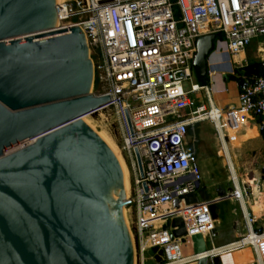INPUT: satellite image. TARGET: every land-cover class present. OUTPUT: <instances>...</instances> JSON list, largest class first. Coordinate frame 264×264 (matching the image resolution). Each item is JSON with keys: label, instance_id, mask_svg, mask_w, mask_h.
<instances>
[{"label": "built area", "instance_id": "2783aa9c", "mask_svg": "<svg viewBox=\"0 0 264 264\" xmlns=\"http://www.w3.org/2000/svg\"><path fill=\"white\" fill-rule=\"evenodd\" d=\"M56 7L59 23L55 29L78 26L86 37L93 62L92 94L109 97L88 115L106 122L128 170L125 208L134 264H144V254L154 247L157 251L148 255L157 264H198L203 255L183 257L182 244L201 235L206 245L219 223L212 204L205 206L207 201L196 199L201 176L196 156L187 152V134L191 126L209 122L218 135L216 121L222 120L226 109L213 99L209 61L204 85L198 81L184 90L183 82L192 78L199 36L214 34L212 53L231 57L244 52L253 40L264 38V0H62ZM259 64L261 75H234L247 65L244 60L234 61L230 74L236 78V110L256 119L264 150V57ZM200 93L208 106L190 98ZM108 111L114 116L110 123ZM225 141L228 144L230 139L225 137ZM255 181L264 189V162L258 166ZM239 188L247 200L240 183ZM191 194L195 200L188 204ZM234 199L240 204L238 197ZM240 209L246 233L224 247L207 249V264H214L213 259H220L222 253L241 249L243 245L227 247L241 243L250 232L249 225L256 235L263 234L256 231L252 213L244 212L241 205ZM232 213L236 215L235 210ZM177 218L182 219L186 234L171 238L178 227L165 230L164 226ZM211 236L213 240L215 235ZM248 246L255 256L244 264H264L254 247Z\"/></svg>", "mask_w": 264, "mask_h": 264}, {"label": "water", "instance_id": "95a60500", "mask_svg": "<svg viewBox=\"0 0 264 264\" xmlns=\"http://www.w3.org/2000/svg\"><path fill=\"white\" fill-rule=\"evenodd\" d=\"M60 3L0 0V264H133L121 165L83 119L109 97L91 93L81 28L55 30ZM214 40L196 41L192 66L202 85ZM170 226L178 227L171 238L186 234L182 219ZM192 240L195 253L208 252L201 235Z\"/></svg>", "mask_w": 264, "mask_h": 264}, {"label": "rangeland", "instance_id": "374dc122", "mask_svg": "<svg viewBox=\"0 0 264 264\" xmlns=\"http://www.w3.org/2000/svg\"><path fill=\"white\" fill-rule=\"evenodd\" d=\"M175 16L178 17V9L174 8ZM218 38H221L218 35ZM260 57H264V38H258L253 40L252 43L245 49V58L246 63L251 61H258ZM234 75L243 74V70H238L234 72ZM198 82L195 72L193 71L192 78L190 80L183 82L184 90H188L191 83ZM92 93V88H91ZM190 98L194 99L197 103H205L207 105V101L204 96L200 94H192ZM214 98V96H213ZM108 122L113 121L114 116L113 113L108 111L107 113ZM236 117H241L242 119H249L245 113H235ZM87 120H89L94 126L95 130L101 131L110 141L118 147L115 143V138L113 135L109 133V127L105 126L106 122L98 119L96 116L88 115ZM115 127V126H113ZM224 131V130H223ZM100 133V132H99ZM190 137L187 136V152L194 154L197 159V168L198 172L201 176L200 188L196 193L197 200H205L206 204H212L211 209L214 210V216H217L216 222L219 223L217 225L216 231H213L215 235L214 239H211V233H209V240L206 242V248H210L212 246H220L227 242L234 240V225L236 229L240 233H246V227L242 218L240 204L237 199H234L233 195V181L230 178L228 168L226 166L224 159H221V155H219V143L220 138L218 134V138L216 139V133L213 129L212 124L209 122H201L194 126V129L190 131ZM225 137L226 132L224 131ZM117 140V139H116ZM218 140V141H217ZM260 140V139H259ZM220 145L223 149V146L220 142ZM260 146V142L257 144V147ZM243 154L242 160L239 162L238 168L234 167L236 178L239 179L240 186H242V192L245 195L244 198L252 199L249 196L250 186L249 182H254L255 178H253V171L257 167V162H264V151L262 149ZM222 154V153H221ZM223 158V157H222ZM234 166V165H233ZM248 173L247 180L252 179L251 181L241 182V178H238V175H242L246 178ZM259 187V186H258ZM261 193V201H260V214L258 219L255 222V229L258 233L264 232V189L259 187ZM233 193V194H232ZM232 194V195H231ZM204 197L215 198L217 196H221V199H203ZM260 199V197H259ZM232 210H235L236 215H232ZM251 212V209H250ZM128 218V212H127ZM129 220V219H128ZM235 229V230H236ZM211 236V237H210ZM238 240V239H237ZM195 253L194 243L190 240L187 243H183L181 247V255L183 257L189 256L190 254ZM231 255L224 261L223 258L219 259L218 264H235L243 258L252 259L255 255L251 246L247 248H241L230 252ZM146 260L144 264H157L156 261L150 260L148 253L144 254Z\"/></svg>", "mask_w": 264, "mask_h": 264}, {"label": "crops", "instance_id": "0c3cea01", "mask_svg": "<svg viewBox=\"0 0 264 264\" xmlns=\"http://www.w3.org/2000/svg\"><path fill=\"white\" fill-rule=\"evenodd\" d=\"M242 53L244 54V58H243L244 63H246L245 51L242 52ZM235 56L231 57L227 53H221V52L219 53V51L213 52L210 55V58H209V65H210L211 69L213 70V74L211 75V85H212V89H213V96H214L213 99H214L215 103L219 107H221L223 109H226V112H224V114H231V115L235 116L234 115L235 113H245L247 115V117L249 118V119H242L241 117H239L243 121V125L241 126L240 132H239L240 133L239 137L242 139L240 144L237 147L234 148L231 145L230 141H229L228 144L226 143V147L228 149L231 162H232V164L234 165L235 168L236 167L238 168L239 162H241L243 154H247V153H250V152H253V151L257 150V148H259V146L257 147V144L259 142H260V146H261L259 148V150L261 149V152H262L263 147H262V141H261V133L258 130L256 119L249 113L236 110V105H237V87H236V83L234 81H228L226 79V77L231 76L230 71H231V67L232 68L234 67V65H233L234 61H236L235 60ZM243 60H241V61H243ZM228 108H231V109L227 110ZM194 126L195 125H193V126H191L189 128L187 136L189 135V137H190L189 133H190V131L192 129H194ZM220 126H221V121H220ZM213 129H214V127H213ZM221 129H222V127H221ZM217 131H218V134H219V138H221V136H223V138L225 140V134H224L223 129H222L221 133H219L220 131L218 130V128H217ZM215 133H216V131H215ZM248 134H249V136L245 137ZM217 138H218V135L216 133V139ZM220 142H221V144L223 146V150H222V147L220 145ZM220 142H218L219 143L218 151L220 153L219 155H221V159H224L223 161H225V158H226V161H227V164H228L229 173H230V178L233 181V185L235 187V193H234L233 197H238V199H243L241 197L239 184L237 183V180H236V175L234 176V174H233V172H232V170L230 168V164H229V161H228V156H227V152H226V148L224 146V143L222 142L221 139H220ZM222 151H224L225 155L221 154ZM262 163H263V161L257 162V167L259 165H262ZM251 172L253 173V178L252 179H254V178H256L258 176V168H255ZM245 175H246V178L243 177L242 175H238V178H241L240 180L242 182H246V183L248 181L252 180V179H250V180L248 179L247 180L248 173L245 174ZM233 177H235L234 180H233ZM237 186H238V189H237ZM250 191H251V188H250ZM259 192H260V189H259ZM261 196L262 195L260 193V195H259L260 199L258 197V201L253 203L254 207L256 206V210H254L250 206L249 202H248V204H246L245 200L243 199L244 204H245V208L248 209L249 211L251 209V213L253 215V218H254L255 222L258 219L259 214L261 212L260 206H259L260 205L259 203L261 201ZM250 197H251V195H250ZM218 198L221 199V196H217L215 198H210V197H204V195H203V199H218ZM248 200L252 202L251 199H248ZM208 205L209 204H206L205 206H208ZM215 217L217 218V216H215ZM233 229H234V235H233L234 240H232L230 242H227L225 244H222L220 246H212V247L206 248V249L210 250L212 248L224 247V246H226V245H228L230 243L235 242L238 238H240L241 236L244 235V233L238 232V230L236 229L235 225H234ZM259 252H260V255H261V257H262V259L264 261V239L262 240L261 244L259 245ZM221 258H222V255H221ZM252 259H250L249 257L248 258L245 257V258L241 259L240 261H238L235 264H244L246 262L251 261Z\"/></svg>", "mask_w": 264, "mask_h": 264}, {"label": "bare ground", "instance_id": "6f19581e", "mask_svg": "<svg viewBox=\"0 0 264 264\" xmlns=\"http://www.w3.org/2000/svg\"><path fill=\"white\" fill-rule=\"evenodd\" d=\"M61 2H62V0H61ZM57 5H60V4H57ZM58 23H59V21H58V19H57L56 24H55V27H57ZM55 30H56V29H55ZM243 58H244V54H243L242 52L235 56V60H236V62H240L241 60H243ZM87 117H88V115L84 116L83 119H84V120H85V121H86V122H87V123H88V124L94 129V130H95V128H94V126L92 125V123H91L89 120H87ZM216 127H217L218 130L220 131L219 133H221V132H222V129H221V126H220V122H219V121H216ZM95 131H97V130H95ZM97 132H98V133L100 132L99 135L105 140V142L109 145V147L112 149V151L115 153L117 159L119 160V163H120L121 168H122V171H123V187H122V192H123L124 196L127 197L128 194H129L130 182H129V178H128V170H127V168H126V166H125V163H124L123 157H122V155H121V152H120L119 148H118V147H115V145L110 141V139H108V138H107V137H106L101 131H97ZM220 139H221L222 142L224 143V146H225V148H226V152H227V156H228V161H229V164H230V168H231V170H232V172H233V174H234V176H235L234 166H233V164H232V162H231L230 155H229L228 149H227V147H226V142H225L223 136H221ZM234 179H235V177H233V180H234ZM236 180H237V183H238V179H237V178H236ZM238 184H239V183H238ZM249 184H250V186H251V185H252V181L249 182ZM254 186H255V187L258 189V191H259V187H258L256 181H255V183H254ZM237 189H238V186H237ZM238 191H239V190H238ZM251 193H252V191H251ZM259 193H260V192H259ZM239 195H240V194H239ZM240 198H241V197H240ZM251 198H252V199H251L252 202L249 201V200H245V203L248 204V202H249L250 206L253 204V196H252V194H251ZM239 200H240V205H241V207H242L243 210L246 212V208H245V204H244L243 199H239ZM122 213H123V216H124V220H125L126 224L128 225L127 209H126V208H123ZM249 228H250V232L247 233L245 239H244L241 243H235V244H233L232 246H229V247H227V248L231 249V248H234V247L239 246V245H243V248H247L248 245H252V246L254 247V250H255V252L257 253V255H260L259 247H258L257 243H258L259 241L261 242V241L264 239V233H263L262 235H256V234L251 230V226H250V225H249ZM225 249H226V248H224V249H219V250H215V251H213V252H211V253H220V252H222V251L225 250ZM230 252H232V251H230ZM230 252L222 253V258L224 259V261H226L227 258L229 257V255H231ZM207 254H209V253L206 252V253H202L201 255L205 256V255H207ZM134 257H135V255H134ZM133 264H134V259H133Z\"/></svg>", "mask_w": 264, "mask_h": 264}, {"label": "trees", "instance_id": "16d2710c", "mask_svg": "<svg viewBox=\"0 0 264 264\" xmlns=\"http://www.w3.org/2000/svg\"><path fill=\"white\" fill-rule=\"evenodd\" d=\"M238 72V70H237ZM243 74L245 76H252V75H261L262 71H261V67L258 61L254 62L251 61L249 63H247V65L243 68ZM226 79L228 81H235L236 78L234 76H228L226 77ZM243 125V121L241 118H238L236 116H233L231 114H224V117L221 120V127L222 129L226 132V137H228L230 139V143L231 145L235 148L237 147L240 142L242 141V139L239 137L240 135V128ZM248 135H246L245 137H248ZM219 142V141H218ZM223 150V149H222ZM224 152V151H223ZM225 155V154H224ZM225 162H226V166L228 168V164L225 158ZM229 172V169H228ZM230 175V173H229ZM254 182H252V196H253V203L258 201V197L260 195L258 189L254 186ZM251 207L256 210V206L254 207V205L252 204Z\"/></svg>", "mask_w": 264, "mask_h": 264}]
</instances>
